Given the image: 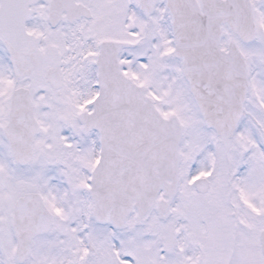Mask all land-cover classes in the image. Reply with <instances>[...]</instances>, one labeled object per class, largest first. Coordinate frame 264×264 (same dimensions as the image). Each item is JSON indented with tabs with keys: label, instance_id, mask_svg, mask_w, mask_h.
<instances>
[{
	"label": "snow or ice",
	"instance_id": "1",
	"mask_svg": "<svg viewBox=\"0 0 264 264\" xmlns=\"http://www.w3.org/2000/svg\"><path fill=\"white\" fill-rule=\"evenodd\" d=\"M0 264H264V0H0Z\"/></svg>",
	"mask_w": 264,
	"mask_h": 264
}]
</instances>
